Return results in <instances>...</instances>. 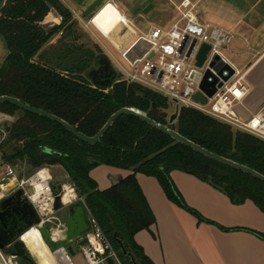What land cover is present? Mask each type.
Returning <instances> with one entry per match:
<instances>
[{"label": "trees", "instance_id": "1", "mask_svg": "<svg viewBox=\"0 0 264 264\" xmlns=\"http://www.w3.org/2000/svg\"><path fill=\"white\" fill-rule=\"evenodd\" d=\"M74 25L72 13L59 0H6L0 7V39L6 51L0 66V97H13L41 109L88 137L96 135L118 110L132 108L205 150L264 176V139L191 108H181L169 125L173 110L168 99L138 84L119 81L117 74L108 87L93 85L89 72L97 65L93 67L87 58L76 62L68 73L63 72L62 61L81 50L74 42H61L54 48V64L42 56L41 62L35 60L57 34L65 31L72 38ZM99 55L103 53L99 51ZM0 113L16 117L4 130L1 161L23 165L27 176L47 169L57 181L66 177L124 262L116 239L137 263L152 264L134 241L137 233L148 231L155 223L137 184V174L154 178L166 198L199 224L215 225L186 205L170 178L174 171L207 183L233 205L251 202L264 214V182L208 160L132 116L118 118L98 143L88 145L59 124L10 104L0 105ZM94 162L129 171V175L99 190L89 175L97 167ZM219 228L224 232L247 231L264 242L261 233ZM59 256L64 263V254L59 252Z\"/></svg>", "mask_w": 264, "mask_h": 264}, {"label": "crops", "instance_id": "2", "mask_svg": "<svg viewBox=\"0 0 264 264\" xmlns=\"http://www.w3.org/2000/svg\"><path fill=\"white\" fill-rule=\"evenodd\" d=\"M181 1L111 0L110 2L114 3L132 23L135 19L142 20L154 11H164L168 20L164 28H168L177 20L176 7ZM189 1L196 4V15L200 22L206 17L213 23L211 25L234 35L227 53L241 59V62L233 64L227 60L237 71L244 73L245 81L249 86V93L235 105L238 120L247 122L255 115L264 119V0ZM111 3L105 7L109 9L111 6V13L108 12L105 16H109L108 20H111L112 24L116 9ZM148 4L153 5L152 9L147 15H142ZM102 10L104 7L92 17L91 25L96 19L98 20ZM111 24L103 32L101 31L104 39ZM0 43L3 47L2 40ZM89 175L96 182L99 190H105L127 177L129 171L101 165L93 168ZM170 178L186 205L215 225L199 224L193 216L166 198L154 178L137 174V184L155 217V223L148 231L137 233L134 241L142 248L152 264H264L262 240L247 231L224 232L219 228L247 229L264 235V214L253 203L233 205L221 192L200 179L182 172L174 171L170 174ZM71 192L69 189L68 194ZM53 219L58 221L59 218L53 216ZM53 219L44 223V226L48 223L52 224V232L55 230L53 228L59 226L55 227L57 221L54 222ZM49 256L50 262H45L42 254V261L45 264H63L60 256L58 261L51 254ZM33 261L35 262L34 259ZM8 263L16 264L15 261Z\"/></svg>", "mask_w": 264, "mask_h": 264}, {"label": "built area", "instance_id": "3", "mask_svg": "<svg viewBox=\"0 0 264 264\" xmlns=\"http://www.w3.org/2000/svg\"><path fill=\"white\" fill-rule=\"evenodd\" d=\"M111 5L118 10L114 3ZM176 10L177 20L168 28L150 27L146 31L136 28L121 14L124 20L115 28L113 34L115 37L121 28H125L128 36L123 41L117 40L119 46L112 41L111 45L130 72L126 78L116 73L119 81L135 83L160 94L171 103L173 113L181 108L195 109L238 130L264 139V119L255 115L247 122H240L235 113V105L249 93V86L244 73L237 71L223 55L229 50L234 35L215 25L200 22L196 15V4L189 0H182ZM140 41L150 46L142 56L133 50ZM203 44L209 46V51L203 65L198 67L196 57ZM226 67L233 70V75L223 82L219 73L227 76ZM207 72L215 76L222 86L211 98H207L206 104L203 105L194 102L193 96L200 92L199 85ZM4 181L7 182L3 183ZM52 181L53 176L47 169H39L26 178H18L10 165H4L0 169V202L8 196V191H22V198L33 207L44 225L53 219L51 213L55 212L53 203L57 195L52 189ZM61 186L59 196L62 198L66 188L73 192L68 203L63 202L64 206L81 202L85 207L88 231L80 239L77 250L85 264H109L111 261L118 263L117 253L103 235L83 199L78 197L70 186ZM61 251L64 252L67 264H73L67 250ZM2 260L9 264L8 260Z\"/></svg>", "mask_w": 264, "mask_h": 264}, {"label": "water", "instance_id": "4", "mask_svg": "<svg viewBox=\"0 0 264 264\" xmlns=\"http://www.w3.org/2000/svg\"><path fill=\"white\" fill-rule=\"evenodd\" d=\"M5 1L6 0H0V7L4 4ZM86 1L87 0H73V2L77 6H82ZM102 3L103 0H93L83 11V17L90 18L91 20V17L95 14L97 9H99V7L103 5ZM152 7V4H148L142 11V15H147ZM127 36L128 31L125 28H121L120 31L116 34L115 38L117 40L123 41V39ZM149 48V44L140 41L133 50L139 56H142ZM208 51V45H201L196 57V66L201 67L203 65ZM86 58H88L90 61L94 60V53L91 51H83L81 53L75 52L62 61L61 70L65 73H68L73 68L76 62ZM97 66V69L89 72V79L91 83L100 87L110 86L111 80L115 78L116 73L112 69L108 59L105 56L100 58ZM226 69L228 71L227 76H223L222 73H219V77L223 82L227 81L233 75V70L228 67H226ZM221 86L222 84L219 82V80L211 73L207 72L199 85L200 92L196 93L193 96V101L199 102L203 105L206 104L207 98H211L216 93V90L218 88H221ZM2 104H10L21 111L49 119L50 121L59 124L69 134H71L79 141L88 145H95L96 143H98L118 118L122 116H132L208 160L240 171L246 175L251 176L254 179L264 182L263 175L245 166H242L231 160L205 150L199 145L182 137L177 132L170 129L168 126L158 124L148 118L144 113L132 108H123L118 110L109 117V119L96 133V135H94L93 137H88L78 132L71 125L59 119L58 117L49 114L41 109L26 105L16 98L1 96L0 105ZM177 115V110H175L174 113L170 115L168 120L169 125L175 121ZM92 164L98 166L97 162H94ZM6 182L7 181H4L3 183ZM52 189L53 191L56 190L53 187ZM57 190L60 192V185L57 187ZM7 195L8 196L0 202V264H5L2 258H4V260H8V262L17 259L26 261L28 259L33 260L29 249L26 247L22 239L23 236L32 228H35L39 232L41 242L49 251V253L55 254L58 251L65 249L69 254L77 252L80 239L88 231L87 214L85 211V207L81 202H76L69 206H64L62 196L58 195L55 197L53 203L54 211H67V218L64 223V231L63 233L58 235L57 233L52 232L51 230H47L46 227H44L41 219L38 217L33 207L27 202L26 199L22 198V191L17 190L14 193H10V191H8ZM54 235H57V237L60 239L54 238ZM116 243L119 247L121 255L124 258H128L132 264H137L132 254L125 249L123 243L118 239H116ZM15 263L17 264L16 261Z\"/></svg>", "mask_w": 264, "mask_h": 264}, {"label": "rangeland", "instance_id": "5", "mask_svg": "<svg viewBox=\"0 0 264 264\" xmlns=\"http://www.w3.org/2000/svg\"><path fill=\"white\" fill-rule=\"evenodd\" d=\"M59 1L63 4L64 7H66L72 13L73 19H75L74 20L75 25L73 28L74 29V35H73L74 41H73V37L71 38L69 36L68 32L63 31L62 33L57 34L48 44H46L42 48V50L40 51L39 55L35 58V60L41 62V56H42L44 58V60L45 59H51L48 61V63L54 64V63H56V59L54 57L55 56L54 55L55 54L54 48L58 47V45L61 42L62 43H68V44L74 42L75 45L80 47L82 51L88 50V51L93 52L94 54H96V53L99 54V51H101V53H103V55L108 59V61L111 65L112 69L114 70V72L117 73L118 75H120L121 77L126 78L127 74L130 72L128 66L120 58V56L118 55L116 50L112 47V45L107 40H105L103 37L100 36V34H102L101 31L103 32L106 29V27H108L111 24V20H108L109 16L108 17L105 16L106 13H108V12L111 13V11H110L111 6H109V9H108V7L104 8V10H102V12L99 14L98 20L96 19V21H94L92 23V25L99 31L100 34H98V32L95 30V28L89 23L90 18H85L81 15V12H82L81 6H77L73 2V0H59ZM92 1L93 0H87L82 6H86L87 4H89ZM110 1L111 0H103L102 4L110 2ZM124 1L130 2L132 0H124ZM103 7H104L103 5L100 6L99 9H97L96 13L98 11H100ZM119 12L121 14L123 13L120 9H119ZM53 15H55V14H53ZM92 17H91V19H92ZM97 21H98V23H97ZM167 22H168L167 15L164 11H162V12L161 11H158V12L154 11V12L150 13V15H148L147 17H143L142 20L135 19L133 21V24L139 30L146 31L150 27L164 28L166 26ZM202 22L206 23V22H210V21L206 17H203ZM58 23L59 22H56V24H58ZM51 24L52 23H49V25H51ZM210 24H213V23L210 22ZM223 55L226 59H228L233 64L236 62H239V61L241 62V59L235 58L232 55L228 54L227 52H224ZM5 57H6V51L4 49V45L2 47L1 43H0V65L3 63ZM92 65L94 67V65H95L94 62H92ZM172 110H173V108H171V111ZM15 119H16V117H14V116H9V115H5L3 113H0V142L6 137V134L4 132L5 128L8 127L9 125H11L15 121ZM4 165H5V163L0 161V169ZM9 165L15 170L18 178L28 177L26 175L27 169L23 165H20L19 163L15 164V165H12V164H9ZM57 180L53 177L52 187L56 189L54 191L55 195L58 196L60 193L57 190V187L59 186L58 183H60L62 185L70 186L73 189L72 185H70L68 183L67 179H64L62 183H61V181H57ZM72 194H73V192L70 193V195H72ZM51 214L53 216L59 218L58 221L57 220L56 221H57V224L60 225L59 226L60 229L55 228V230L53 232L60 235L61 232L64 230V223H65V220L67 218V211L61 210L59 212H53ZM52 221H54V219ZM56 221H54V222H56ZM51 226H52V224L48 223V224H45L44 227H46V229H48V230H52ZM37 238H39V236H37ZM35 241L36 240L33 241L32 252L34 254H36L39 257V259H41V262L39 264L43 263L42 258H41L42 254L44 257V261L45 262L49 261L48 257H50L49 256L50 253L47 251V249H43V251H42L43 245H41V244L37 245V243ZM30 253H31V251H30ZM31 255H32L33 259L35 260L34 255L32 253H31ZM69 257L71 258L73 264H85V261H84L82 255L80 254V252H74L73 254H69ZM13 261H16V260H13ZM10 263H11V261H10ZM35 264H38V262H36V260H35Z\"/></svg>", "mask_w": 264, "mask_h": 264}, {"label": "bare ground", "instance_id": "6", "mask_svg": "<svg viewBox=\"0 0 264 264\" xmlns=\"http://www.w3.org/2000/svg\"><path fill=\"white\" fill-rule=\"evenodd\" d=\"M108 4H110V2H107V3H105L103 6H104V8H105V6H107ZM115 8V7H114ZM116 15H115V17H114V19H113V22H112V24H111V27L106 31V33H105V35H104V37H105V40H107L110 44H111V41L115 44V45H117V46H119V43H118V41H117V39H115V37H114V34H113V32H114V30H115V28L116 27H118V25H119V23L122 21V20H124L123 19V16L121 15V13L116 9V13H115ZM96 30V29H95ZM97 31V30H96ZM98 32V31H97ZM99 33V32H98ZM100 34V33H99ZM100 36L102 37V35L100 34ZM68 191H69V188H66V191L64 192V196H63V202H65V203H68V201L72 198V195H70V193L68 194ZM70 195V196H69ZM27 237H26V241H25V245H26V247L29 249V251H32V244H30V243H32L35 239H38L39 241H40V243H41V245H43V243L41 242V239H40V235H39V232L35 229V228H32V229H30L27 233ZM25 234V235H26ZM24 235V236H25ZM24 236H23V238H24ZM37 236H39V238H37ZM22 238V239H23ZM54 238H58L57 237V235H54ZM28 244V245H27ZM43 249H46V247L43 245V247H42V251H43ZM48 251V250H47ZM61 251V250H60ZM60 251H58L57 253H55V254H51L52 256H53V258L56 260V261H58L59 260V252ZM49 252V251H48ZM32 253V252H31ZM64 253V252H63ZM43 264H45L44 262H43ZM63 264H67V261H64V263Z\"/></svg>", "mask_w": 264, "mask_h": 264}, {"label": "flooded vegetation", "instance_id": "7", "mask_svg": "<svg viewBox=\"0 0 264 264\" xmlns=\"http://www.w3.org/2000/svg\"><path fill=\"white\" fill-rule=\"evenodd\" d=\"M91 3V2H90ZM89 4H87L86 6H81V10H82V12H81V15L83 16V11L87 8V6H88ZM84 51H88V50H84ZM75 52H79V53H81V52H83L82 50L81 51H75ZM74 52V53H75ZM94 56H95V58H94V60H92L91 62H94L95 63V65H98V61H99V59L100 58H102V57H104V55H99V54H94ZM88 59V58H87ZM1 66V65H0ZM98 67V66H97ZM97 67H95L94 69H97ZM93 69V70H94ZM92 71V70H91ZM55 225V227H57L58 226V224L57 223H55L54 224ZM60 226V225H59ZM59 226H58V228H59ZM53 229H55V228H53ZM48 230V229H47ZM64 231V230H63ZM63 231L61 232V233H63ZM26 237H27V234L24 236V238H23V241H24V243H25V241H26ZM58 239H60V238H58ZM30 244H32L33 245V242L32 243H30ZM28 245V244H27ZM32 252V251H31ZM32 254L34 255V258H35V260H36V262H38V264L41 262V259H39V257L36 255V254H34L33 252H32ZM41 258H42V255H41ZM126 262H124L123 260H119L118 261V263H116V262H114V261H111V263H109V264H124V263H126V264H132L131 262H130V260L128 259V258H125L124 259ZM12 262V261H11ZM16 262H17V264H35V262L32 260V259H28L27 261L26 260H22V259H17L16 260ZM135 262H136V260H135ZM137 263V262H136ZM137 264H139V263H137Z\"/></svg>", "mask_w": 264, "mask_h": 264}]
</instances>
